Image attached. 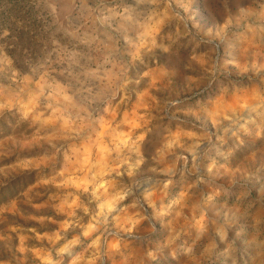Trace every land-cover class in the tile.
Returning <instances> with one entry per match:
<instances>
[{
  "label": "rangeland",
  "instance_id": "1",
  "mask_svg": "<svg viewBox=\"0 0 264 264\" xmlns=\"http://www.w3.org/2000/svg\"><path fill=\"white\" fill-rule=\"evenodd\" d=\"M0 264H264V0H0Z\"/></svg>",
  "mask_w": 264,
  "mask_h": 264
}]
</instances>
